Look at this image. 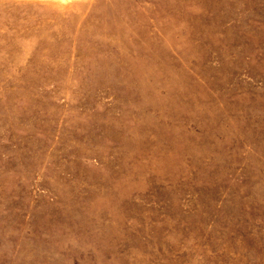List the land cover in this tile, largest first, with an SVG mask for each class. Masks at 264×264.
Returning <instances> with one entry per match:
<instances>
[{
    "label": "rangeland",
    "instance_id": "rangeland-1",
    "mask_svg": "<svg viewBox=\"0 0 264 264\" xmlns=\"http://www.w3.org/2000/svg\"><path fill=\"white\" fill-rule=\"evenodd\" d=\"M0 264H264V0H0Z\"/></svg>",
    "mask_w": 264,
    "mask_h": 264
}]
</instances>
